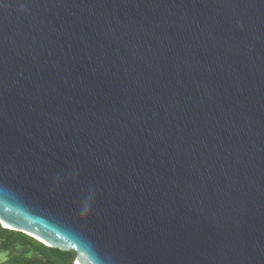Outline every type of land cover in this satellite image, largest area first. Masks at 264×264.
<instances>
[{
    "label": "water",
    "instance_id": "95a60500",
    "mask_svg": "<svg viewBox=\"0 0 264 264\" xmlns=\"http://www.w3.org/2000/svg\"><path fill=\"white\" fill-rule=\"evenodd\" d=\"M0 223L76 264H264V0H0Z\"/></svg>",
    "mask_w": 264,
    "mask_h": 264
},
{
    "label": "trees",
    "instance_id": "16d2710c",
    "mask_svg": "<svg viewBox=\"0 0 264 264\" xmlns=\"http://www.w3.org/2000/svg\"><path fill=\"white\" fill-rule=\"evenodd\" d=\"M0 264H76L77 252L45 245L0 223Z\"/></svg>",
    "mask_w": 264,
    "mask_h": 264
},
{
    "label": "rangeland",
    "instance_id": "374dc122",
    "mask_svg": "<svg viewBox=\"0 0 264 264\" xmlns=\"http://www.w3.org/2000/svg\"><path fill=\"white\" fill-rule=\"evenodd\" d=\"M4 257H5L4 255H3V256H0V258H1L2 260L4 259Z\"/></svg>",
    "mask_w": 264,
    "mask_h": 264
},
{
    "label": "bare ground",
    "instance_id": "6f19581e",
    "mask_svg": "<svg viewBox=\"0 0 264 264\" xmlns=\"http://www.w3.org/2000/svg\"><path fill=\"white\" fill-rule=\"evenodd\" d=\"M6 227H8V225L7 224H4ZM77 264H80L79 262H77Z\"/></svg>",
    "mask_w": 264,
    "mask_h": 264
}]
</instances>
